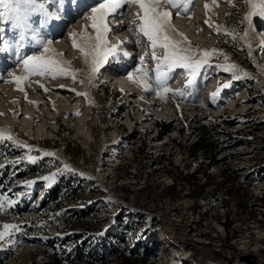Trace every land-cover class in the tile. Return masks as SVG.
Wrapping results in <instances>:
<instances>
[{
	"label": "rangeland",
	"instance_id": "1",
	"mask_svg": "<svg viewBox=\"0 0 264 264\" xmlns=\"http://www.w3.org/2000/svg\"><path fill=\"white\" fill-rule=\"evenodd\" d=\"M77 3L65 0V11L46 31L55 51L78 69L76 82L41 79L49 91L24 85L25 100L14 83L0 81V129L31 146L30 151L0 143V172H8L9 183H0V197L17 201L0 210V230L5 223L22 229L0 241V264H52L60 256L71 264H264V18L254 15L249 35L233 41L224 33L231 27L239 31L250 11L243 0H218L215 6L196 0L189 11L200 8V23L188 32L180 24L191 18L170 9L176 28L194 48L217 54L210 59L213 67L201 69L187 88V72L174 69L167 86L184 90L185 96L168 93L161 99L137 83L128 80L122 87L108 79L113 75L108 67L133 71L139 57L150 52L147 38L137 45L127 26L109 34L110 42L127 43L89 83L90 65L69 37L90 23L76 13ZM120 11L130 19L136 9ZM242 27L248 29V22ZM0 28L6 38L14 36L9 24ZM34 51L26 49L29 55ZM224 63L237 65L247 77L233 80L215 69ZM145 66L155 67L150 55ZM8 72L21 75L14 57L0 51L4 81L11 79ZM225 83L231 87L222 88ZM217 88L221 91L213 99ZM195 126L216 143V164L190 147ZM57 170L54 179H43ZM26 181L36 183L21 187ZM56 185L62 187L57 197ZM77 245L94 254L75 260Z\"/></svg>",
	"mask_w": 264,
	"mask_h": 264
},
{
	"label": "snow or ice",
	"instance_id": "2",
	"mask_svg": "<svg viewBox=\"0 0 264 264\" xmlns=\"http://www.w3.org/2000/svg\"><path fill=\"white\" fill-rule=\"evenodd\" d=\"M195 2L196 0H78L76 13L90 23L86 24L79 33H69V37L71 47L78 49L84 58V63L90 65L89 83H92V78L108 62L109 57H117L122 51L121 45L127 43V40L121 41L120 44L110 42L109 34L115 35L111 25L116 24L120 28L127 26V31L132 33L137 45H140L143 38L146 37L147 47L150 49V52L139 57L140 63L135 66L134 70L127 73L128 80L137 83L145 91H155L161 99H167L168 93H172L173 96H185L184 90H173L167 86L173 70L180 68L187 72L185 86L187 88L193 85L196 78L201 75V69L205 66L213 67L210 59L214 54H217L216 49L208 51L199 48V46L194 48L189 38L175 26L170 9H176V16H185L190 19L189 9ZM243 2L250 5V11L241 18L239 31L236 27H231L224 33L226 36H230L233 41L237 36L244 39L249 35V29L253 27L252 17L254 15L264 18V0H261L259 4L254 0H243ZM211 3L215 6L218 4V0H211ZM0 6L4 8V11H0V24H9V30L14 33L13 37L6 38L3 35L4 29L0 28V51L10 53L21 70V75L8 72L7 75L11 79L7 81H4L3 75H0V81L14 83L16 90L25 94V100H27V93L24 85L33 90L38 86L44 92H48L49 89L41 83V79L47 80L50 77L52 80H56L58 77H71L73 82H76L78 69H74L70 62L62 59L64 53L56 52L52 47L53 40L48 39L46 35L51 22L59 20L61 13L65 11V0H0ZM125 6L136 9L130 19L125 16L123 11H120ZM205 8H209L207 3ZM84 12H90V15L84 16ZM244 21L248 22V29L242 27ZM204 23L217 32L221 30L219 26H215L209 20H205ZM89 28L92 29L94 35L89 32ZM29 47L35 50L31 55L26 53V49ZM240 47L243 46L240 45ZM248 47L251 48V44H248ZM261 48H264V45H261ZM122 54L125 57L129 56L127 51H123ZM149 55L151 60L155 61L154 68L145 66V57ZM249 56H251V52H249ZM224 59L227 61L226 55ZM215 69L230 73L233 80L248 75L232 63L216 64ZM33 77L37 79L34 80ZM59 86L65 87L64 84ZM221 87L226 89L231 87V84L225 83ZM72 91L76 92L75 89ZM220 91L221 88H217L212 93V98L215 99ZM76 95L86 96L87 94L76 92ZM2 142H12L16 147L29 148L31 151V146L16 140L10 132L0 129V143ZM44 155L52 156L54 154L45 152ZM26 158L31 163L37 162L35 156L27 155ZM64 168L71 170L67 164L64 165ZM58 173L59 170L43 179L46 181L54 179ZM81 175L83 174L81 173ZM35 183L36 181H26L21 187H31ZM16 203V200L0 197V210H3L5 205L10 209ZM20 231L22 229L18 225L5 223L3 230H0V241L11 237L14 232Z\"/></svg>",
	"mask_w": 264,
	"mask_h": 264
},
{
	"label": "trees",
	"instance_id": "3",
	"mask_svg": "<svg viewBox=\"0 0 264 264\" xmlns=\"http://www.w3.org/2000/svg\"><path fill=\"white\" fill-rule=\"evenodd\" d=\"M226 123L232 124L234 123V120H227ZM162 127H164V129L166 131L170 130V126L168 124L162 123L161 124ZM195 133H196V139L192 142L190 147H193L194 149V154L197 153L198 151H201L202 154H204V156L206 158H208L209 160H211V164H216V156H217V151H216V143L214 142V140H212L210 138V136L204 134L202 132V127L201 126H195ZM0 183H5L4 185H8V180H7V176H8V172L3 171L0 172ZM20 175V174H19ZM191 175V174H190ZM210 175V174H208ZM23 176V175H22ZM12 179V178H11ZM203 185L205 186V184L203 183ZM195 187V185H194ZM62 190L61 186H55L54 188V196L57 197V194H59ZM24 209L21 210V212H23ZM75 254H76V259L77 261L80 260H88L91 258V255H93V251L87 249V247H82L80 245H77L75 248ZM66 255H68L67 251L65 253ZM64 254V255H65ZM89 264H91L90 262H88ZM46 264H51V263H46ZM52 264H71V260L67 261L65 260V258H63V256L60 257H55L54 258V262Z\"/></svg>",
	"mask_w": 264,
	"mask_h": 264
},
{
	"label": "bare ground",
	"instance_id": "4",
	"mask_svg": "<svg viewBox=\"0 0 264 264\" xmlns=\"http://www.w3.org/2000/svg\"><path fill=\"white\" fill-rule=\"evenodd\" d=\"M192 11V10H191ZM192 15H191V19L190 20H188V23L187 24H180V27L183 29V31H185L186 32V30H187V32H188V30H190V28L192 27V26H196L198 23H200V21H199V19H200V16H201V13H200V8H197L193 13H191ZM181 22V21H180ZM183 22V21H182ZM191 24H192V26H191ZM186 25V26H185ZM199 25V24H198ZM112 28H113V30L115 29L116 30V28H118V26L115 24V25H113V26H111ZM119 31V30H118ZM107 64V63H106ZM105 64V65H106ZM104 65V66H105ZM108 66V65H107ZM109 69V71H111L112 73H113V75L111 74V76L108 78V79H110L111 77V80L112 79H115L116 80V82L117 83H119L120 84V86H122V87H124V86H126V85H128V83H129V81H128V79H127V76H126V74H127V72L128 71H126V69H124V68H118V69H116V67H108ZM107 69V68H106ZM187 79V78H186ZM113 82V81H112ZM126 90H128V89H126ZM211 91H213V89L211 90ZM128 92V91H127ZM134 94V93H133ZM133 94H131V95H133ZM27 128V127H26ZM26 131H28V130H26Z\"/></svg>",
	"mask_w": 264,
	"mask_h": 264
}]
</instances>
